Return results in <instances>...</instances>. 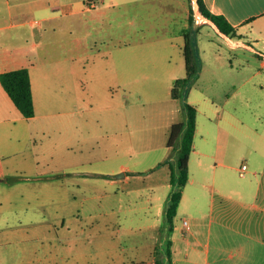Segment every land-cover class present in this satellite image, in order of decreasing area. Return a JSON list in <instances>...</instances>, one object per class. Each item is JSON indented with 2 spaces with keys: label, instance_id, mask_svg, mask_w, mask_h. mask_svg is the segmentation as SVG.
Returning a JSON list of instances; mask_svg holds the SVG:
<instances>
[{
  "label": "crops",
  "instance_id": "1",
  "mask_svg": "<svg viewBox=\"0 0 264 264\" xmlns=\"http://www.w3.org/2000/svg\"><path fill=\"white\" fill-rule=\"evenodd\" d=\"M90 1V6L94 5L95 1ZM100 1L104 2V0ZM186 2L188 4V0ZM186 2L182 0L185 8L184 22L179 28L183 42V30L188 26L189 13ZM203 3L210 12L222 15L234 26L235 33L223 34L210 21L215 30L226 37L232 45L250 49L264 57V0H203ZM114 4L111 0L108 6ZM83 9H85L84 0H0V72L27 67L35 107V114L32 117H23L0 83V125L1 128H5L3 142L23 145L34 134L39 132L45 134L47 127L56 124L50 120L37 121L40 106L36 98L39 85L42 86L38 79H45L46 93H48L54 75L56 79L61 80L64 92L73 93L70 102L64 104L66 109L63 112L73 117L70 123L74 133L78 135L82 133L77 140L73 137L66 140L65 146L68 151L71 147L76 145L78 147L77 156L68 154L65 158L66 167L63 168V173L68 175L66 182L54 187L49 184L32 186L33 192H48V198L56 197V192H60L59 202L64 208H73L71 215L57 213L54 216L23 218L19 220V226L13 230L14 234L11 235L4 230L0 240L5 243L10 238H15L20 245L13 248L0 247V264H118L119 262L118 250L121 248L118 245L117 230L112 229V226H102L99 219L102 214L100 210L85 218L81 216V208L84 207L86 200L91 197L94 199L95 196L86 195L87 187L92 191L101 189L95 184H87L86 176H100L108 180L109 186H113L116 183L114 174L119 171V169L104 172L85 171L80 162V153L84 152L83 132L87 121L85 86L81 79L84 71L80 70L78 64V53L86 46L85 41L77 38L62 46L61 65L53 70V76L50 77L53 72L48 71L50 57L48 51L44 52L43 49L49 44H46L48 32L55 30V26L50 24L42 26L30 22L32 19L30 14L34 12L44 15V20L53 21L58 17L72 16ZM27 24L35 26V29L26 28ZM64 27L69 28L66 23ZM116 42L118 43L114 41ZM69 47L72 54L69 52ZM71 58L74 61L70 67L67 62ZM145 61L144 57L126 55L120 58L119 67V60L114 57L110 60L109 73H103L110 78H117L120 75L123 79H132L133 76L142 78L144 74L148 76L150 73H155V70L160 71L159 61L150 59L153 63L151 69L145 67ZM161 62L163 70L173 82L176 78L184 76L185 69L182 76L177 73L172 74L173 67L163 60ZM100 68L101 66L96 68L95 72L100 73ZM122 88L127 91L130 87L125 84ZM172 99L174 100L169 102L166 110L161 111L162 121L156 128L158 130L147 135L146 142L157 141L159 144L157 149L160 150V156L150 167L151 170L164 169L167 166L160 162L171 153V148L166 144L170 125L183 119L181 102L177 100L179 98ZM188 101L192 102L190 98ZM193 105L197 108L195 137L188 160V180L183 187L170 234L172 264H264L262 106H257L258 117L254 121L246 122L239 115V105L229 108L222 104L218 107L210 102L206 106L209 112L208 125L202 132L199 124L200 109L196 103ZM108 121V123L101 121L105 124L104 128L101 127V132L106 135L111 130L117 131L118 106H115ZM32 164L21 165L20 171L25 175L41 176L53 172L50 169L52 172L49 173L45 168L37 173L38 163ZM243 165L245 168H242ZM120 170L124 172V178L135 173L126 168ZM154 185L153 182H149L148 188L154 191L155 186L157 187ZM161 186L170 188L169 171ZM35 196L38 197V194L35 193ZM166 198L167 195L157 194L154 200L151 201L149 198L146 204L142 205V208L154 209V219L150 222L148 220L144 225L146 229L152 231L150 238L153 239L146 245L150 252L147 264H154L153 249L158 242L159 229L163 223ZM184 201H188L190 207L187 211L181 208ZM101 202V199L98 200V208L101 207ZM90 203L96 206L95 202ZM142 245L137 243L136 248ZM120 262L123 263V260L120 259Z\"/></svg>",
  "mask_w": 264,
  "mask_h": 264
},
{
  "label": "rangeland",
  "instance_id": "2",
  "mask_svg": "<svg viewBox=\"0 0 264 264\" xmlns=\"http://www.w3.org/2000/svg\"><path fill=\"white\" fill-rule=\"evenodd\" d=\"M94 1L96 4L90 6L91 1L84 0L85 9L53 21L44 20V15L39 12L30 15L39 20L42 26H55V30L48 32L46 44H49L43 49L49 53V72L61 65L63 45L77 38L85 41L86 46L78 53V64L80 70L84 71L81 79L85 86L87 121L83 132L84 152L80 153V162L85 171L119 169L114 174L116 183L113 186H109L108 180L100 176H86L87 184H95L101 189L92 191L87 187L86 195L95 196L94 199L91 197L86 200L81 208V216L85 218L100 210L102 226H112V229L117 230L118 245L121 248L118 250V264H147L150 252L146 245L153 239L150 238L152 231L144 225L154 219V209L142 208V205L149 198L154 200L157 194L168 195L170 188L161 186L168 176V167L150 168L160 156V150L157 149L159 144L157 141L146 140L148 134L158 130L156 128L162 121L161 111L166 110L169 102L174 100L170 97L173 79L163 70L161 61L173 67L172 74H184L183 40L179 28L184 22L185 8L182 0H113L115 4L112 6H108L111 0ZM186 5L188 11L187 2ZM195 17L202 23L196 35L201 71L193 80L188 97L200 109V129L204 132L203 129L208 125L209 112L206 106L210 102L218 107L222 104L229 108L239 105L242 119L246 122L254 121L259 114L256 112L258 105L262 106L264 113V57L250 49L232 45L196 9ZM65 23L69 28L64 27ZM26 28L33 30L35 26L27 24ZM126 55L144 57L147 69L153 65L150 59H155L159 61L161 69L148 76L144 74L142 78L105 76L103 72L110 71V60L117 57L120 67V58ZM73 61L71 58L67 65L71 67ZM99 66L100 73H97L95 71ZM53 73L49 76L52 77ZM38 81L42 86L39 85L38 94L36 92L40 106V115L36 120H50L56 124L47 127L45 134H34L23 145L4 143L2 137L5 128L0 125V235L4 230L14 234L13 230L23 218L54 216L57 213L69 216L73 211L72 207L64 208L59 202L60 192H56V197L48 198L46 191H32L34 184L54 187L66 182L68 175L63 173L65 158L68 154H78L77 145L68 151L66 140L72 137L77 140L82 135L74 133L70 123L73 117L63 112L66 109L64 104L70 102L73 93L64 92L61 80L56 79L55 75L50 81L48 93L45 79ZM125 84L130 87L127 91L122 88ZM115 106H118L119 115L117 131L103 134L101 127L104 128L105 124L101 121L109 122ZM36 162L39 168L37 173L45 168L49 173L51 170L53 172L41 176L25 175L20 171L21 165H34ZM122 168L135 173L126 178H116L118 173L123 172L120 170ZM149 182L157 185H154V191L148 188ZM100 199L101 207L98 208ZM90 202H95L96 206ZM184 202L181 208L187 211L190 207L188 201ZM134 242L136 244L133 245ZM137 243L143 245L136 248ZM19 245L15 238L5 243L0 240L2 248Z\"/></svg>",
  "mask_w": 264,
  "mask_h": 264
},
{
  "label": "trees",
  "instance_id": "3",
  "mask_svg": "<svg viewBox=\"0 0 264 264\" xmlns=\"http://www.w3.org/2000/svg\"><path fill=\"white\" fill-rule=\"evenodd\" d=\"M188 9V26L183 30L182 47L185 74L174 80L170 91L172 98L181 100L183 119L170 125L166 144L171 148V154L160 162V164H167L169 167L170 191L164 205L163 223L159 229L160 236L153 249L154 264H172L170 234L182 190L188 180V160L193 147L197 108L188 101L187 97L193 80L198 77L201 71L196 35L202 23L195 17V9L210 20L221 33L226 35L235 33L234 26L222 15L210 12L203 0H188ZM0 83L23 117L30 118L35 114L27 67H17L0 72Z\"/></svg>",
  "mask_w": 264,
  "mask_h": 264
},
{
  "label": "built area",
  "instance_id": "4",
  "mask_svg": "<svg viewBox=\"0 0 264 264\" xmlns=\"http://www.w3.org/2000/svg\"><path fill=\"white\" fill-rule=\"evenodd\" d=\"M30 22L33 23V24H40V21L37 20V19H35V18H32V19L30 20ZM242 168H245V165H243ZM184 222H185V221H184Z\"/></svg>",
  "mask_w": 264,
  "mask_h": 264
},
{
  "label": "water",
  "instance_id": "5",
  "mask_svg": "<svg viewBox=\"0 0 264 264\" xmlns=\"http://www.w3.org/2000/svg\"><path fill=\"white\" fill-rule=\"evenodd\" d=\"M124 175V172H121V173H118L116 176L119 177V176H123Z\"/></svg>",
  "mask_w": 264,
  "mask_h": 264
},
{
  "label": "bare ground",
  "instance_id": "6",
  "mask_svg": "<svg viewBox=\"0 0 264 264\" xmlns=\"http://www.w3.org/2000/svg\"><path fill=\"white\" fill-rule=\"evenodd\" d=\"M230 37V36H229ZM188 98V97H187ZM194 106V105H193ZM195 137V136H194ZM193 148V147H192ZM173 152V151H172ZM171 154V153H170ZM169 168V167H168ZM169 174H170V172H169ZM170 183V182H169ZM160 236V235H159ZM156 245V244H155Z\"/></svg>",
  "mask_w": 264,
  "mask_h": 264
}]
</instances>
